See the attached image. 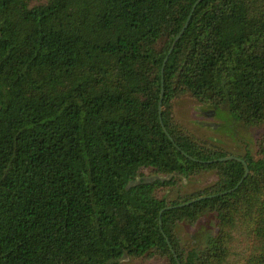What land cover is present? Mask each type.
<instances>
[{
	"label": "trees",
	"instance_id": "16d2710c",
	"mask_svg": "<svg viewBox=\"0 0 264 264\" xmlns=\"http://www.w3.org/2000/svg\"><path fill=\"white\" fill-rule=\"evenodd\" d=\"M197 1L0 0V264H229L243 234L264 264V130L236 156L174 111L264 124V0H202L169 54Z\"/></svg>",
	"mask_w": 264,
	"mask_h": 264
},
{
	"label": "rangeland",
	"instance_id": "374dc122",
	"mask_svg": "<svg viewBox=\"0 0 264 264\" xmlns=\"http://www.w3.org/2000/svg\"><path fill=\"white\" fill-rule=\"evenodd\" d=\"M46 0H32L39 3ZM175 116L177 120L198 139L211 145L219 146L230 154L242 156L249 149L253 153L258 150V139L264 130L260 126H248L232 117L228 107L214 108L200 103L191 96H183L175 101ZM143 178H152L149 169H143ZM216 180V175L206 173L191 179H183L179 184L181 190L193 192L204 188ZM216 232L215 219L212 215L204 217L195 227L184 225L181 235L188 245L201 243L202 238ZM249 239L237 235L234 252L229 264H240L248 253ZM127 264H168L165 259L129 258Z\"/></svg>",
	"mask_w": 264,
	"mask_h": 264
},
{
	"label": "water",
	"instance_id": "95a60500",
	"mask_svg": "<svg viewBox=\"0 0 264 264\" xmlns=\"http://www.w3.org/2000/svg\"><path fill=\"white\" fill-rule=\"evenodd\" d=\"M201 1H202V0H198L197 3L194 5V7H193V9H192V13H191V15L189 16L187 22L185 23V25H184V27L182 28V30H181V32L179 33V35L175 38V41L173 42V45H172V47H171V50H170L169 54L172 53L173 49L175 48L176 43L181 39L182 35L185 33V31H186V29H187V27L189 26V23H190V21H191L192 14H193V12H194L196 6H197ZM167 60H168V57H167L166 60H165V63H164V66H163L162 72H164V70H165V64H166ZM160 110H162V103H161V102H160ZM164 129H165V131L167 132V129H166L165 126H164ZM167 133H168V132H167ZM168 135H169V133H168ZM232 159L240 160V161H242V162L245 164V167H246V174H245V177H247V176H248V173H249V167H248L247 163L245 162V160L241 159L240 157H236V156H232V155L227 156V157H224V158H220L219 160H220V161H227V160H232Z\"/></svg>",
	"mask_w": 264,
	"mask_h": 264
}]
</instances>
